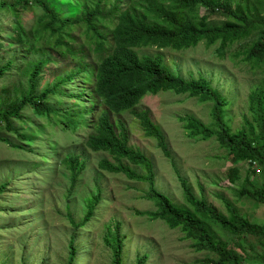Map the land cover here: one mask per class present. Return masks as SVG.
Instances as JSON below:
<instances>
[{"label": "trees", "instance_id": "1", "mask_svg": "<svg viewBox=\"0 0 264 264\" xmlns=\"http://www.w3.org/2000/svg\"><path fill=\"white\" fill-rule=\"evenodd\" d=\"M0 1V15H3L0 26L3 17H12L14 26L10 36L12 42H5L0 36V51L7 43H12L14 46H7L10 50L22 46L36 53L52 51L75 64L70 73L42 94L39 93L42 72L56 62L51 55L26 70L16 60L1 65L0 79L17 72L25 81L21 84L23 93L19 88V93L8 97V87L0 91L3 96L0 98V128L16 129L15 123L26 120L28 109H32L36 117H43L48 112L45 118L50 124L61 126L72 134L86 132L87 149L95 154H107L117 163L104 160L99 165L100 171L147 183L146 198L156 208L138 211V214L164 221L171 230H180L184 238L191 241L190 246L196 253H207L200 264H264V253L257 254L256 251L257 244L264 249V225L254 223L228 198H224L228 209V213H224L209 200L197 197L179 172L177 175L187 204L176 203L156 188L154 166L142 152L130 146L125 124L120 119L113 120L114 116L133 114L144 136L156 140L166 158L171 159L165 134L150 112L137 111L141 102L148 96L174 92L212 105L211 124L193 116L180 117L183 131L193 141L217 140L234 165L249 164L250 172L240 182L236 195L264 205V83L249 95V111L254 123L245 118L246 127L235 133L226 121L228 99L210 80L203 76L186 80L160 56L139 51L157 48L181 52L203 43L208 47L220 45L218 54L224 59L235 45L249 42L234 58L244 56L253 66L263 67L264 0H128L123 7L122 1L116 0L110 8H106L105 0ZM31 10L38 15L28 31L22 14ZM27 63L31 61L25 60V65ZM79 84L82 92L76 97L84 98V105L65 110L50 105L51 99L47 96L58 93L62 87ZM50 97L58 98L53 104H60V96ZM45 100L46 106L43 105ZM53 108L60 109L56 112H64L65 116L61 114L60 118H54ZM89 118H92L90 123ZM3 121L8 126H4ZM17 136L24 143L33 142L21 133ZM62 163L75 172L79 158ZM131 167L145 171L146 175H140ZM230 174L237 185L242 177L241 170L232 169ZM93 211V208L88 211L79 227L88 223ZM116 238L112 241L106 237L105 245L114 252L113 264H123V242L119 234ZM251 238L256 239L257 244L250 241ZM75 255L71 241L69 264L74 263ZM148 259L146 254L139 257L136 264H146Z\"/></svg>", "mask_w": 264, "mask_h": 264}, {"label": "rangeland", "instance_id": "2", "mask_svg": "<svg viewBox=\"0 0 264 264\" xmlns=\"http://www.w3.org/2000/svg\"><path fill=\"white\" fill-rule=\"evenodd\" d=\"M105 1L106 8L116 3V0ZM121 1L122 7L127 5L128 0ZM62 8L66 9V6ZM37 15L32 10L22 14L28 31ZM12 19L3 17L0 26V36L5 42H12ZM248 43L235 45L224 59L218 54L220 45L208 47L203 43L181 52L157 48L139 51L141 54L160 56L186 80L200 76L210 80L228 99L226 121L238 133L246 127L245 118L254 123L249 111V95L264 83V66H253L245 61L244 56L234 58L245 50ZM10 45L7 43L0 51V66L16 60L26 70L48 55L56 61L42 72L40 94L52 88L75 67L73 62L52 51L39 50L36 53L22 46L10 50L7 48ZM25 60L31 63L25 65ZM24 81L22 75L15 72L13 76L0 79V91L8 87L10 97V94L19 93L17 89L22 90ZM79 86L62 87L58 93L51 94L60 96V104L52 103L58 98L47 96L51 99L50 105L64 110L84 105L86 100L76 97L82 92ZM46 103L45 100L43 105L46 106ZM53 109L54 118L64 115V112H56L60 109ZM143 110L150 112L153 121L165 134L171 159L166 158L156 140L144 136L133 114L114 116L113 120L120 119L125 124L130 146L152 162L154 182L159 191L176 203L186 205L177 175L179 172L197 197L209 200L224 213H228L224 202V198H228L254 223L264 225V205L236 195L251 166L234 165L217 140L193 141L182 129L179 118L185 116L211 124L212 105L167 92L144 99L137 111ZM25 115V121L15 123L17 130L0 128V264H69L71 241L76 249L73 264H113L114 252L105 245V238L113 241L118 234L124 246L123 264H136L137 259L146 254L149 255L146 264H200L199 261L208 256L207 253H196L190 246L191 241L186 240L180 230H171L164 221L138 214V211L156 208L146 198L149 185L100 171L99 165L104 160L117 163L107 154H95L88 150L84 138L86 132L72 134L61 126L55 127L46 119L48 112L43 117H36L32 109H28ZM91 121L92 118H89V123ZM3 122L4 126H8ZM18 133L33 142L19 141ZM58 155L61 156L58 158ZM71 158H79L75 172L62 163ZM131 168L140 175H146L143 170ZM236 168L242 173L237 185L230 174ZM91 208L94 211L90 220L84 227H79ZM250 241L258 242L253 238ZM256 251L257 254L264 253L263 247L258 244Z\"/></svg>", "mask_w": 264, "mask_h": 264}, {"label": "built area", "instance_id": "3", "mask_svg": "<svg viewBox=\"0 0 264 264\" xmlns=\"http://www.w3.org/2000/svg\"><path fill=\"white\" fill-rule=\"evenodd\" d=\"M254 169H257L256 166H254ZM257 172H258V174L260 173V171H257Z\"/></svg>", "mask_w": 264, "mask_h": 264}]
</instances>
